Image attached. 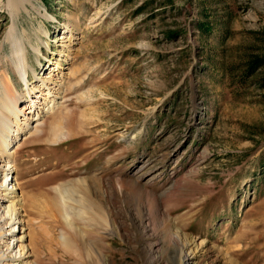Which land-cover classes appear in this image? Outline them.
I'll return each mask as SVG.
<instances>
[{
    "label": "rangeland",
    "instance_id": "1",
    "mask_svg": "<svg viewBox=\"0 0 264 264\" xmlns=\"http://www.w3.org/2000/svg\"><path fill=\"white\" fill-rule=\"evenodd\" d=\"M9 1L0 86L23 93L22 48L29 80L40 60L62 84L37 121L8 114L7 139L31 128L0 145L34 203L19 264H264V0Z\"/></svg>",
    "mask_w": 264,
    "mask_h": 264
},
{
    "label": "bare ground",
    "instance_id": "2",
    "mask_svg": "<svg viewBox=\"0 0 264 264\" xmlns=\"http://www.w3.org/2000/svg\"><path fill=\"white\" fill-rule=\"evenodd\" d=\"M22 1L23 0H17L18 3H21ZM25 3L35 13H39L40 9L36 5V2L34 3V0H25ZM10 4L12 6L14 2ZM66 18L70 20L71 16H67ZM76 26H77V23H72V25L70 26L67 24L66 31H64L63 34H60L59 36H57L58 37L57 39H54L56 42L61 41V43H63L62 45L63 48H61L59 52V56H61L62 58L72 57V56L70 57V54L74 51L73 43L76 39H78V37H75L77 34L76 33L77 29H79V28H76ZM23 51L24 49L22 48L21 61L18 60L17 68L21 72V77H22L23 85H24L22 94L24 95H22L21 93L17 94L14 86H12L13 84L10 80L9 75L7 77H4L6 86L4 88L0 86L1 87L0 91H3V98L5 100V102L0 106L1 107L0 116L5 120L3 122L1 121L2 123L0 125V145L5 144L4 153L6 154L7 158L8 156H10V154L13 153L12 149H13L14 143L15 142L17 143V140L19 138L21 139V136H25L26 134L25 133L26 130L22 131L23 133L21 135H19L20 131L16 130V133L12 135L14 137L12 138L13 140L7 139L8 134L10 132L9 126L7 123V121H10V119H8L9 118L8 114H10V116L12 115L15 118L16 124L20 122L17 116V112L18 113L22 112V113H27V114L31 113L32 116H28L25 118H27L28 120H32V121H37L39 119V116H41V114L44 115L50 112L55 107H57L58 102L56 100L57 98H59L58 96L62 88L61 83H58L57 81L53 80L55 73H57L58 71L59 63H55L53 67L48 66L47 68H44V65L42 64V62L38 60L39 62L38 61L37 62L41 66V70H44V72H42L43 74H41V76H36L37 74L34 73L33 72L34 70L32 69V73L34 74L33 78H36V80L34 81L29 80L28 68H30L31 66L29 65L27 58H26V54ZM46 69H48L47 72H46ZM62 74L63 76L66 75L65 72ZM73 74L74 72H72V75ZM50 84H53L52 85L54 86L53 89L51 88L52 86H49ZM31 94L36 95V97L38 98L42 97L43 101L41 105L37 106L35 104L36 102L39 103V101L30 100L31 102L30 105L18 108L16 103L20 99L15 101V98L20 95L24 97V96L31 95ZM30 122H28L26 125L27 131H29L28 128H31L29 127ZM19 129H21V127H19ZM9 145L10 147H7ZM12 173H13L12 164H10L8 160H4V164L0 165V238L1 236H3V237H6L7 239L6 241L7 253L3 254V252H0V263L1 264L2 262H5V261L8 264H19L20 262H22L23 259H25L26 256H29L27 255L28 251L26 250L27 245L24 244V240L26 239V237H28V233L25 232L26 228H23L25 225L24 216H26L25 211L29 210V205L34 206V203L32 202L28 193H24V192H22L21 194L17 193V190L20 188V186L16 183V179L13 177ZM82 210L80 211L83 212ZM97 211L101 212L100 210H96V212ZM102 213H103V210H102ZM179 241H181V239L178 236L177 242ZM16 246H17V250H15ZM85 249H86L85 254L87 257H93V256L98 257V255L90 247L86 246ZM181 255H182L181 260L183 264H186L191 259L190 253L184 252V250H183V254ZM96 259L101 260L100 257ZM24 261H27V260H24Z\"/></svg>",
    "mask_w": 264,
    "mask_h": 264
}]
</instances>
